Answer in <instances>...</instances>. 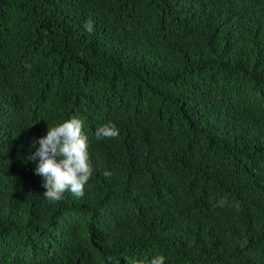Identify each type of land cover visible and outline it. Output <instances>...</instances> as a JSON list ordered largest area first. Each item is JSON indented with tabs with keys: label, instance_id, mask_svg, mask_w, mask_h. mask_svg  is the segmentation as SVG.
Listing matches in <instances>:
<instances>
[{
	"label": "trees",
	"instance_id": "16d2710c",
	"mask_svg": "<svg viewBox=\"0 0 264 264\" xmlns=\"http://www.w3.org/2000/svg\"><path fill=\"white\" fill-rule=\"evenodd\" d=\"M74 115L93 175L49 201L32 142ZM157 255L264 264V0H0V264Z\"/></svg>",
	"mask_w": 264,
	"mask_h": 264
},
{
	"label": "clouds",
	"instance_id": "9594fccd",
	"mask_svg": "<svg viewBox=\"0 0 264 264\" xmlns=\"http://www.w3.org/2000/svg\"><path fill=\"white\" fill-rule=\"evenodd\" d=\"M89 33L93 32V21L89 18L83 25ZM31 68V65H27ZM84 121L78 116H72L58 126L48 127L47 134L33 139L32 147L39 144L30 160H39L35 174L42 176V187L46 189L43 197L49 201H59L66 191L76 197L84 195L85 186L93 175V168L89 163V137L83 132ZM119 128L108 121L98 126L95 138L113 139L119 136ZM105 177L111 172L105 171ZM226 200H221L217 206H223ZM166 257L157 255L150 260H141L139 264H165Z\"/></svg>",
	"mask_w": 264,
	"mask_h": 264
}]
</instances>
